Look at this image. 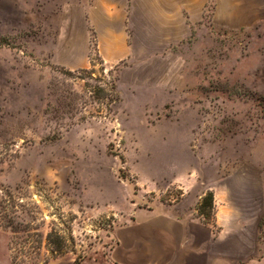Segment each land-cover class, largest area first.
Wrapping results in <instances>:
<instances>
[{
	"label": "rangeland",
	"instance_id": "rangeland-1",
	"mask_svg": "<svg viewBox=\"0 0 264 264\" xmlns=\"http://www.w3.org/2000/svg\"><path fill=\"white\" fill-rule=\"evenodd\" d=\"M97 1L0 0V190L20 185L34 218L0 230V264L101 262L112 230L174 208L196 177L256 222L241 264H264V0H115L128 55L114 66ZM92 62L117 79L113 114L82 106ZM51 82L74 83V112Z\"/></svg>",
	"mask_w": 264,
	"mask_h": 264
},
{
	"label": "crops",
	"instance_id": "crops-1",
	"mask_svg": "<svg viewBox=\"0 0 264 264\" xmlns=\"http://www.w3.org/2000/svg\"><path fill=\"white\" fill-rule=\"evenodd\" d=\"M115 2L98 0L95 10L97 50L110 66L128 55L127 33L122 29L127 14ZM208 190L215 194V225L206 223L197 211ZM256 228V222L248 226L226 191L196 177L184 186L183 198L174 208L137 212L112 230L111 249L103 262L80 264H241Z\"/></svg>",
	"mask_w": 264,
	"mask_h": 264
},
{
	"label": "trees",
	"instance_id": "trees-1",
	"mask_svg": "<svg viewBox=\"0 0 264 264\" xmlns=\"http://www.w3.org/2000/svg\"><path fill=\"white\" fill-rule=\"evenodd\" d=\"M100 64L104 65L103 62H101ZM96 71V65L92 62L91 69H85L76 72L78 74L77 78L82 79L83 81L88 79L83 83V85H79L84 93L90 94L89 99L85 100L82 106L87 110L92 109L91 115L97 114L99 116H103L105 112L113 114L114 107L119 102L117 79L115 78V76H113L112 71H110L107 76L104 75L103 73L105 69L103 67L101 68L98 76L94 78L93 75L97 73ZM69 73L72 76L74 75L73 73L71 74V72H68V74ZM66 86L68 87L65 88V90L61 91V87L59 86V84L51 82V90L54 93L61 92V94H67V96H65L64 98L65 106L69 111L74 112L79 106V104L77 103V97L74 95L75 93L73 86L75 85L73 83ZM22 189L23 188L18 185L14 189L6 187L0 190V230L10 232L15 237L21 232L25 233V230H22L21 228L23 226V223L27 222V225H30L34 221V218L31 219L24 216V212L21 210V208L23 207L20 204L23 198V196L20 195ZM208 208L213 209V211L216 210L213 192L206 193L197 208L198 215L204 218L206 222L209 216L207 213ZM208 224H210V222ZM27 232H30V230H27ZM53 238L54 232L52 231L48 235V239L51 240ZM104 260L105 259H103L101 262H103ZM12 263L19 264V258L17 255L13 254ZM30 263L38 264V260H32ZM48 263V259L43 260V264Z\"/></svg>",
	"mask_w": 264,
	"mask_h": 264
}]
</instances>
